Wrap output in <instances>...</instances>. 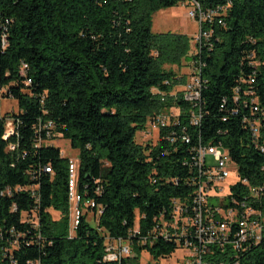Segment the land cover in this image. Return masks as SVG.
<instances>
[{"label":"trees","instance_id":"16d2710c","mask_svg":"<svg viewBox=\"0 0 264 264\" xmlns=\"http://www.w3.org/2000/svg\"><path fill=\"white\" fill-rule=\"evenodd\" d=\"M197 1L217 15L205 25L212 47L201 56L208 82L195 127L193 108L175 89L191 76L197 46L185 34L153 32L154 15L187 6L185 0H0V101L18 103L0 118V264H106L109 238L155 259L172 256L180 246L154 239V228L170 217L174 200L194 196L192 157L200 139L223 142L248 180L232 185L234 199L264 207V194L255 201L250 193V186L264 187V154L244 122L252 78L264 103V0ZM168 107L174 125L159 130L157 143H137V132ZM47 132L52 140L39 145ZM56 139L79 150L78 192L97 206L74 233L70 159L52 144ZM213 250L212 264H264V237L238 260L229 246ZM137 257L108 264H134Z\"/></svg>","mask_w":264,"mask_h":264},{"label":"built area","instance_id":"2783aa9c","mask_svg":"<svg viewBox=\"0 0 264 264\" xmlns=\"http://www.w3.org/2000/svg\"><path fill=\"white\" fill-rule=\"evenodd\" d=\"M185 3L190 9L188 15L198 23L195 42L199 59L194 62L193 72L186 84L182 86V98L193 108L192 122L196 127L200 126L204 117L202 96L208 82L203 77L207 64L201 56H203L204 48L212 47L213 36V31L207 30L205 25L214 20L213 17L217 15V11L205 12L197 0H185ZM218 22L223 24L221 20ZM255 81V78H252L248 84L249 88L245 90V95L250 98V102L245 101V107L249 113L244 115V122L247 124L246 128L250 130L255 148L264 154V103L261 102L256 91ZM239 98L236 96V103ZM225 106L226 100H224L223 107ZM238 111L233 108L232 114H237ZM171 115L172 112L169 115L164 112L157 114L150 122L151 130L168 129L174 125ZM53 126V123L50 122L45 128ZM13 133L14 131L9 129L6 135L10 136ZM169 135L174 141L175 130L173 129ZM182 139L187 144L191 143V139L187 135L182 136ZM51 140V134L47 132L46 139L40 138L39 145L43 142L49 143ZM10 148L14 149L15 145H10ZM193 153L192 165L198 171L197 178L193 182L195 194L190 202L183 199L174 200L170 217L154 228L155 230L159 229L157 236L154 235V239L160 236L168 241H175L181 249L186 251V260L182 264H212V261H209L207 257L214 253V246L221 252L226 251L228 246L231 247L233 255L238 260L246 250L263 240L264 207L253 206L249 203L248 198L234 199L231 194L232 185L241 182L249 186V182L247 179L240 178L237 164L232 160L223 142L207 144L200 139L198 145L193 148ZM210 158L214 161L210 162ZM262 169L264 170V166ZM46 171L50 172L51 169L47 167ZM69 173V183L72 185L69 200L71 204H74L73 211L71 209L72 233H74L85 211L97 206L93 200H85L78 192V164L73 159L69 160ZM228 180H234V182L229 185V191L223 193ZM250 193L257 201L264 194V187L250 186ZM102 212L103 209L98 208V215ZM133 234H140L138 226ZM133 255L134 250L130 241L122 238H109L103 259L108 264L110 257H123L124 262L128 258L134 257ZM220 264L225 263L221 262ZM234 264H238V262L236 261Z\"/></svg>","mask_w":264,"mask_h":264},{"label":"rangeland","instance_id":"374dc122","mask_svg":"<svg viewBox=\"0 0 264 264\" xmlns=\"http://www.w3.org/2000/svg\"><path fill=\"white\" fill-rule=\"evenodd\" d=\"M189 7L182 5L181 3L175 7L162 9L158 11L153 17V32L155 33H175V34H185L188 35L191 39V44L195 47V36L198 33V23L192 19L189 15ZM171 68V67H166ZM173 69L181 74V70L178 67H173ZM186 69V68H184ZM187 71L184 70V72ZM182 86H177L176 90H182ZM168 107L164 113L170 114L172 108ZM18 103L13 98H6L0 101V118L5 116L6 113L17 111ZM11 125V124H10ZM148 131V132H147ZM147 131H138L136 134V142L139 144L146 143L148 140H152L153 143H157L160 137V131L158 129L151 130L150 125H147ZM149 133V134H148ZM55 147L60 148L63 155L69 159H73L75 163H79V150L73 149L71 147V143L65 139H56L52 143ZM214 160L210 158V162ZM234 180H228L227 186L223 193H227L229 191V185H231ZM71 209L73 211L74 204H71ZM53 217L55 219H60V213H53ZM71 217V215H70ZM89 220H93V214H88ZM71 222V221H70ZM138 223V221H137ZM71 229L72 222H71ZM186 251L179 248L172 256L170 257H160L155 259L147 250L140 251L138 253L134 252L133 256H138L134 259V264H182L186 260ZM134 257H132L133 259Z\"/></svg>","mask_w":264,"mask_h":264},{"label":"bare ground","instance_id":"6f19581e","mask_svg":"<svg viewBox=\"0 0 264 264\" xmlns=\"http://www.w3.org/2000/svg\"><path fill=\"white\" fill-rule=\"evenodd\" d=\"M69 192H72V185L69 183ZM123 257H110L108 258V262H117L120 261Z\"/></svg>","mask_w":264,"mask_h":264}]
</instances>
